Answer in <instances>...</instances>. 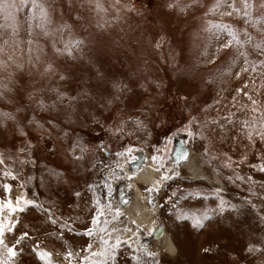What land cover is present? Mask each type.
I'll return each instance as SVG.
<instances>
[{
  "label": "rangeland",
  "instance_id": "1",
  "mask_svg": "<svg viewBox=\"0 0 264 264\" xmlns=\"http://www.w3.org/2000/svg\"><path fill=\"white\" fill-rule=\"evenodd\" d=\"M50 2L49 30L57 33L56 46L63 48L57 30H62L64 41L75 38L84 43L74 51L75 59L57 55L52 37L38 35V29L29 37L25 25L15 37L16 63L23 69L15 64L0 69V84L11 89L0 98V111L14 117L0 123V153L6 157L0 171L6 167L16 176L12 180L0 175V193L8 183L13 197L23 195L42 206L15 213V234L28 232L29 243H39L41 250L45 246L52 253H79L71 264H264V171L259 170L264 166V139L255 133L249 139L243 125L255 119L259 127L264 116V55L249 43L221 47L232 39L229 29L241 41L247 40V31L253 43L264 42L261 25L246 23L242 11L230 17L213 14L209 9L214 0H180L188 5L183 12L168 7L175 0H121L119 19L109 9L103 15L112 23L101 29L96 26L100 16L84 0ZM104 2L109 7L108 0ZM250 4L251 19L258 20L264 9L259 0ZM29 14V8H22L16 17L22 22ZM29 39L33 47L39 43L44 49V63L37 68L42 71L51 62L56 75L41 76L28 62ZM237 49L247 53L248 63ZM61 74L65 80L59 79ZM114 82L127 85L119 99ZM53 88L77 99L57 102L55 109L38 108L39 99L46 104L56 100ZM129 118L143 123L137 126ZM189 131L198 135H188ZM184 135L198 154L197 171H216L224 186L170 166L174 138ZM29 142L34 147L21 153ZM77 142L83 151L73 150ZM135 145L150 151L162 175L179 173L157 189L144 186L155 220L165 222L173 234L175 256L144 244L142 239L152 231L133 224L123 210L114 218L118 208L112 180L126 175L125 158L131 157ZM99 209L105 210L102 219L108 223L97 227L92 217ZM86 228H93L94 235L83 234ZM105 228L120 230L109 240V245H116L118 236V247L109 249L110 259L100 255L84 261L89 244L92 252L106 251L100 243ZM250 245L259 250L249 251ZM52 259L58 261L53 255ZM61 259L66 263L60 264H69ZM15 264L43 262L25 247Z\"/></svg>",
  "mask_w": 264,
  "mask_h": 264
},
{
  "label": "snow or ice",
  "instance_id": "2",
  "mask_svg": "<svg viewBox=\"0 0 264 264\" xmlns=\"http://www.w3.org/2000/svg\"><path fill=\"white\" fill-rule=\"evenodd\" d=\"M71 3V0H69ZM109 7H105L104 0H84V3L88 4L89 8L97 13L98 16H100V19L97 21L96 26L98 28L103 29L105 25H110L112 23L111 20L105 19V15L107 14L109 9L115 10L117 15L114 17V19H119V13L123 6L121 5V0H108ZM195 2V0H193ZM237 4L242 5V7H238ZM83 6V4H81ZM119 6V7H118ZM188 5H182L180 3V0H175V3H169L168 7L173 8L177 7L180 12H183L185 8ZM229 9L228 11H221L222 8ZM259 7L261 9H264V0H259ZM22 8H29L30 14L24 18V20L21 22L17 19L16 13L19 12ZM251 4L250 0H214L213 6L209 9L210 12L213 14L219 13L221 16H232L234 13H240L243 12V16L245 17V22L249 23L250 25L254 26L255 24L259 23L261 27L258 29L259 32L264 34V12L261 13L260 18L258 20L253 21L251 19ZM0 69L7 70L10 65L15 64L18 69H23V64L16 63L17 59V51L16 49L19 48V42L15 40V37L19 35V32L24 26L26 25V31L27 35L29 37L33 36L34 29H38V35H42L43 37H52L53 43L52 47L54 52L57 55H67L68 57H71L75 59L73 53L74 51H80L81 45L84 43L83 40L71 38L67 41L63 40V32L62 30H57L59 32V40L63 43V48L57 47V33H54L49 30V25L52 23L51 18V2L50 0H0ZM227 27V26H224ZM208 30V29H206ZM229 33L232 36V39L221 45L222 48L227 49L233 47L235 44H243V43H249L252 44L253 49L258 50L261 55H264V42L260 44L253 43L251 34L245 31V36L247 37L246 41H241L240 38L233 32L231 29H229ZM7 37V38H5ZM215 39L219 40L220 37L218 35L214 36ZM29 47H28V62L32 65L33 68H37V65L44 63L42 61V55L44 53L43 47L36 43L33 47L34 41L32 39H29L27 41ZM156 47L159 48V43L156 44ZM34 54V55H33ZM238 56H241L244 58V62L248 63L247 60V53L244 51H240L237 49ZM261 64H264V61H261ZM255 65H253V70H255ZM244 71H247L248 69H243ZM37 71L41 76H47V75H56L57 69L53 66L51 62H47L45 66L43 67V70L40 71L39 68H37ZM11 73H9V79L11 78ZM65 76L63 74L59 75L60 80H65ZM112 88L114 89L116 95V99H119V93L124 92L127 90V85H123L120 82H114L112 84ZM11 89L8 88L7 84H0V98H3L5 95V92H10ZM51 91L56 93V100L53 101L52 104H46L43 99H39L36 101L37 107L42 110H48V109H55L57 102L63 103L64 100L67 98L69 103L77 99L76 97L67 96L66 93L59 91L58 89H51ZM86 95V94H85ZM31 98V94L30 97ZM251 99V98H250ZM111 103V101H109ZM256 102L253 101V104ZM253 111H256V109H253ZM14 119L11 113L0 111V123H2L3 119ZM131 122L135 123L137 126H140L143 122L139 120L138 118L135 120H132V118H129ZM193 120L195 118L193 117ZM215 123V121L213 122ZM49 124L52 125V127H56L55 124L52 123V121H49ZM257 121L254 119L253 121L249 122L248 120L243 121V125L245 128L249 129L247 132L248 138H253V133H255L256 136H259L261 139H264V116H261L259 118V127L256 126ZM43 127L42 125H40ZM117 131L122 132L123 128L121 126H117ZM21 135H27L21 130ZM188 135H191L195 137L198 135V133L189 131ZM34 146L29 142L25 147H22L20 149L21 153H28L30 149H32ZM79 148L81 151H83V148L81 145L77 142L73 148ZM176 150L174 149V152ZM187 157V149L181 148L179 153L173 156L174 162H179L184 160ZM77 159H80L81 157H76ZM155 159V157L153 158ZM6 161V157L3 153H0V166H4ZM19 163L23 164L25 162L28 163H35V161H18ZM163 167V165H161ZM260 171H264V166H261ZM159 171V169H157ZM0 175H2L5 178H10L12 180L16 179V176L9 171L6 167L2 168V171H0ZM53 175H59L58 173H53ZM179 175L178 172H174L173 175H162L161 181L172 179L173 176ZM23 187V185H21ZM3 192L0 193V264H15L16 258L21 255V253L24 251V248L27 247L30 251L34 252L37 256V258L43 262V264H60V261H53L52 255L53 253L46 250H41L39 243L33 242L29 243L31 240V237L29 236L28 232H22L19 235H16V224L19 223V221H16L13 219V216L17 212H23L25 211L26 207L28 206H37L42 207L39 205H34V202L31 200H28L26 197L21 196H12V186L8 183H4L2 185ZM146 191H151L149 189H146ZM77 196H79V193H76ZM151 202V201H149ZM125 204L128 203V201H124ZM46 213H48L47 219L52 224L57 223V219L52 218V214L49 212L48 209H43ZM109 212H111V208L108 209ZM121 215H123L119 209H116L114 213V218H119ZM105 216V210L99 209L96 214L92 217V224L96 225L97 227H100L102 224H107V219H102ZM135 224V221L132 222ZM201 221L199 219L196 220V224L199 225ZM61 227H67V224L61 225ZM156 229L154 228L153 231ZM120 231L119 229L113 228L111 230H108L107 228L103 229V232L105 234L100 235V243L103 244L106 248V251L103 253L99 252H92L91 247L92 245H88V251L89 255H86L83 257L84 261H89L91 258L100 256V255H107L108 258H111L109 249L114 250L115 247H118L119 245V237H116V245H109V240L112 239L115 232ZM123 231L126 232H132V229L130 228H124ZM88 236L94 235V229L93 228H86L85 232L83 233ZM135 233H133L134 235ZM163 235V233H161ZM7 237H11V239H7ZM131 239V237H129ZM126 242V241H125ZM253 250H259L254 245H250L249 251ZM207 251V250H206ZM79 255V253L68 251L66 255L61 252H57L56 256L62 257L64 260H68L69 264H71V260L73 257ZM150 256L155 258L158 254L157 253H149ZM138 259V257H137Z\"/></svg>",
  "mask_w": 264,
  "mask_h": 264
},
{
  "label": "bare ground",
  "instance_id": "3",
  "mask_svg": "<svg viewBox=\"0 0 264 264\" xmlns=\"http://www.w3.org/2000/svg\"><path fill=\"white\" fill-rule=\"evenodd\" d=\"M186 136H176L174 138L173 156L178 154L181 148L187 149V157L179 162H174L173 156L169 160L172 167H180L192 174L195 179H205L220 186H224V181L216 171L210 174L199 173L197 171L198 154L193 146L186 142ZM65 156V154H64ZM154 157L146 148L134 146L131 157L125 158L126 175L119 176L112 180L113 192H115L116 207L123 210L129 219L135 221L138 225L145 226V230H151L152 234L142 239L144 244L150 245L151 248L159 249L172 256L177 254V246L165 222L159 220L157 223L156 216L150 211V205L146 202L147 196L144 186L157 189L160 186L163 171L157 165ZM205 166L206 164L203 163ZM159 169V171H157ZM71 179H68L70 182ZM71 183V182H70ZM124 201H128L127 204ZM156 229L153 231V229ZM163 233V235H161ZM51 251L48 247L42 246ZM54 259L62 261L61 257L56 256L53 252ZM63 262V261H62ZM63 263H66L64 261Z\"/></svg>",
  "mask_w": 264,
  "mask_h": 264
}]
</instances>
